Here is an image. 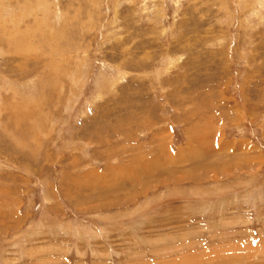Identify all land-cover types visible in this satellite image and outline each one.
<instances>
[{
  "label": "rangeland",
  "instance_id": "374dc122",
  "mask_svg": "<svg viewBox=\"0 0 264 264\" xmlns=\"http://www.w3.org/2000/svg\"><path fill=\"white\" fill-rule=\"evenodd\" d=\"M0 264H264V0H0Z\"/></svg>",
  "mask_w": 264,
  "mask_h": 264
}]
</instances>
